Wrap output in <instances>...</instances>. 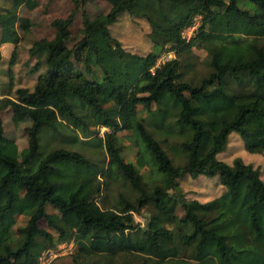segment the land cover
<instances>
[{"label": "trees", "instance_id": "1", "mask_svg": "<svg viewBox=\"0 0 264 264\" xmlns=\"http://www.w3.org/2000/svg\"><path fill=\"white\" fill-rule=\"evenodd\" d=\"M9 1L0 9V26L17 39L18 9L26 0ZM72 1L67 16L51 21L56 38L29 48L31 55L46 52V70L32 89L11 92L12 111L31 125L22 159L0 148V264H38L44 249L72 239L76 249L66 264H173L183 254L196 264H264L260 169L240 156L231 163L218 157L232 132L246 151L264 152V0H115L104 20L83 10V34L68 47L80 7ZM123 13L147 20L151 50L130 51L112 35L110 25ZM196 16L200 22L187 39L182 30ZM199 43L207 46L208 71L198 76L192 48ZM163 50L174 56L157 63ZM93 126L109 129L98 136ZM44 127L79 148L40 151ZM121 129L130 131L135 161L122 156ZM3 133L0 118V139ZM171 138L183 163L163 145ZM88 146L103 147L107 162L85 153ZM145 166L154 173L150 181L140 171ZM186 173L217 176L224 189L206 201L179 193L185 212L175 230L162 196ZM120 179L130 195L120 192L113 205L101 206L96 195ZM144 204L156 212L141 225L133 213ZM16 214L27 216L19 236L10 231Z\"/></svg>", "mask_w": 264, "mask_h": 264}, {"label": "rangeland", "instance_id": "2", "mask_svg": "<svg viewBox=\"0 0 264 264\" xmlns=\"http://www.w3.org/2000/svg\"><path fill=\"white\" fill-rule=\"evenodd\" d=\"M115 0H80L79 9L75 13V18L70 26V36L65 40L68 47H71L83 34V25L81 22L82 11L85 10L92 19L104 20L106 14ZM228 1V0H225ZM9 0H0V9L2 6H8ZM75 6L72 0H26L18 9V18L15 24L18 38L10 37L0 26V45L4 44L1 54L0 51V118L4 128V133L0 139L1 150L17 159H22L28 150V139L26 128L31 125L29 117L21 116L11 109L12 91L19 86H27L32 89L39 72L46 70L44 63L45 51H41L35 55H31L29 48L37 40H53L57 34L51 21L56 17L67 16ZM194 24L187 26L182 30V34L188 39L196 32V28L200 22V17L196 16ZM111 33L119 39L122 45L130 51L137 53H146L152 48L151 41L148 37L150 30L149 24L144 17L123 13L117 21L110 25ZM15 49V60L10 62L11 52ZM195 64L192 70L196 75L207 73L208 67L205 63L207 57V46L199 43L193 46ZM174 56L172 50H163L160 52L157 63ZM184 58V55H181ZM40 59L39 68L32 70L35 61ZM188 74V73H187ZM186 74V75H187ZM10 94H9V93ZM138 113L144 114L142 105H137ZM94 130L98 129V136H102L105 130L109 128L103 126H93ZM51 131L44 127L40 131V151L49 150L55 146H66L77 148L78 144L62 143L58 139L49 134ZM117 134L120 136L121 153L125 160L135 161L137 147L132 139L127 137L130 131L119 130ZM164 143V147L169 152L175 163H183L184 159L181 154L172 150L171 146L177 147L176 139ZM79 148V147H78ZM85 153L89 154L93 159L107 162L105 149L88 146ZM203 149L200 150V154ZM240 156L244 162H250L254 166L259 167L260 175L264 179V152L255 153L248 152L244 149L243 141L239 133L232 132L228 138V144L225 149L218 154V157L231 163L233 158ZM143 179L150 181L153 172L148 166L141 168ZM179 186L172 188L163 194L162 202L164 206L173 212L175 219L171 225L175 230L180 226L179 218L184 214V207L178 201L176 196L182 193L186 199L196 198L200 201L209 200L219 195L224 187L220 184L217 176L198 175L192 177L189 174H183L178 177ZM120 192H128L129 186L123 180H117L109 188L104 189L102 196L99 198L101 206L113 205L117 200ZM48 212H54L55 208L51 205L47 207ZM156 210L150 204H144L138 211L133 213L135 221L143 225L147 215L155 213ZM27 220L24 214H16L15 222L11 226L10 231L14 236H19L18 228L23 226ZM41 226L52 230L45 220H41ZM56 236V233H54ZM76 249L75 240H67L57 242L54 247L44 249L39 257L38 264H66L71 260V253ZM173 264H196L193 259L188 258L185 254L180 255Z\"/></svg>", "mask_w": 264, "mask_h": 264}, {"label": "crops", "instance_id": "3", "mask_svg": "<svg viewBox=\"0 0 264 264\" xmlns=\"http://www.w3.org/2000/svg\"><path fill=\"white\" fill-rule=\"evenodd\" d=\"M6 43V41H4L1 45H0V51H1V54H3L4 55V53L2 52V50H3V47H4V44Z\"/></svg>", "mask_w": 264, "mask_h": 264}, {"label": "built area", "instance_id": "4", "mask_svg": "<svg viewBox=\"0 0 264 264\" xmlns=\"http://www.w3.org/2000/svg\"><path fill=\"white\" fill-rule=\"evenodd\" d=\"M194 23H195V22H194ZM194 23H193V24H194ZM193 24H192V25H193ZM190 26H191V25H190Z\"/></svg>", "mask_w": 264, "mask_h": 264}]
</instances>
